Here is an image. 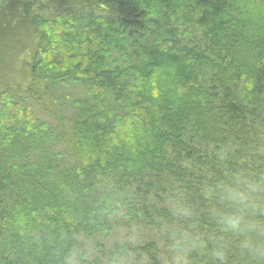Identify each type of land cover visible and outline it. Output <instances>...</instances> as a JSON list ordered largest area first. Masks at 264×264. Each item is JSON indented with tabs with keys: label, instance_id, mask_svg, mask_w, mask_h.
<instances>
[{
	"label": "trees",
	"instance_id": "1",
	"mask_svg": "<svg viewBox=\"0 0 264 264\" xmlns=\"http://www.w3.org/2000/svg\"><path fill=\"white\" fill-rule=\"evenodd\" d=\"M224 177L264 179V0H0V264H160L177 193L213 264Z\"/></svg>",
	"mask_w": 264,
	"mask_h": 264
},
{
	"label": "clouds",
	"instance_id": "2",
	"mask_svg": "<svg viewBox=\"0 0 264 264\" xmlns=\"http://www.w3.org/2000/svg\"><path fill=\"white\" fill-rule=\"evenodd\" d=\"M204 195L211 201L205 210L207 219L216 229L210 237L213 264H264V179L220 178L205 186ZM169 211L179 224H167L163 230L167 264H191V251L205 245L192 227L199 213L180 193L171 201ZM133 236L138 238L139 233ZM89 254L72 247L61 264H84ZM131 262V253L121 250L106 258V264Z\"/></svg>",
	"mask_w": 264,
	"mask_h": 264
},
{
	"label": "rangeland",
	"instance_id": "3",
	"mask_svg": "<svg viewBox=\"0 0 264 264\" xmlns=\"http://www.w3.org/2000/svg\"><path fill=\"white\" fill-rule=\"evenodd\" d=\"M223 154L224 153H220V155H219V159L220 160H222ZM167 206L170 207V203L169 202H167ZM168 222H171V221H168ZM168 222L161 223L160 228H159L160 231H161V233L156 232V230L154 231V234L157 235V237H155V235L153 237V239H154V241L156 243V252H153V253L156 254V257L158 258V262L160 264H167L166 243H165V240H163L164 235L162 233V230L166 226L165 224H167ZM178 223H179L178 221H175L174 222V224H178ZM162 224H163V226H162ZM183 225H185V224H183ZM138 238H136L134 236H131V235H127L125 232H122L121 234H117L116 233V234H111L110 237L104 242V244H105V247H108V245L112 246L114 243H121V244L126 243L128 245H138V242L141 241ZM196 250L197 249L191 251V253H190L191 264H195V262L193 261V259L195 257ZM146 256L147 255L142 256L139 260H137L138 256H132V262H131V264H145V262H146V260H145L146 259ZM101 264H106V262L104 260H102V263Z\"/></svg>",
	"mask_w": 264,
	"mask_h": 264
}]
</instances>
